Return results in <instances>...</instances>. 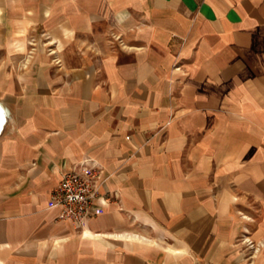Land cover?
<instances>
[{"label":"crops","instance_id":"0c3cea01","mask_svg":"<svg viewBox=\"0 0 264 264\" xmlns=\"http://www.w3.org/2000/svg\"><path fill=\"white\" fill-rule=\"evenodd\" d=\"M0 107V264H264V0H0Z\"/></svg>","mask_w":264,"mask_h":264},{"label":"built area","instance_id":"2783aa9c","mask_svg":"<svg viewBox=\"0 0 264 264\" xmlns=\"http://www.w3.org/2000/svg\"><path fill=\"white\" fill-rule=\"evenodd\" d=\"M101 170L91 162H83L62 174L59 184L50 192L49 202L58 208V219L81 228L91 216L92 201L98 195Z\"/></svg>","mask_w":264,"mask_h":264},{"label":"rangeland","instance_id":"374dc122","mask_svg":"<svg viewBox=\"0 0 264 264\" xmlns=\"http://www.w3.org/2000/svg\"><path fill=\"white\" fill-rule=\"evenodd\" d=\"M29 46H30V49L28 51V55L27 57L29 56V58H33L34 56H36L38 50V46H37V41L36 40H32V39H29ZM255 251L257 252V249H255ZM251 256V255H249ZM250 263V262H248Z\"/></svg>","mask_w":264,"mask_h":264},{"label":"bare ground","instance_id":"6f19581e","mask_svg":"<svg viewBox=\"0 0 264 264\" xmlns=\"http://www.w3.org/2000/svg\"><path fill=\"white\" fill-rule=\"evenodd\" d=\"M3 109L0 107V128H1V124L3 123ZM4 124V123H3ZM1 132V131H0Z\"/></svg>","mask_w":264,"mask_h":264}]
</instances>
